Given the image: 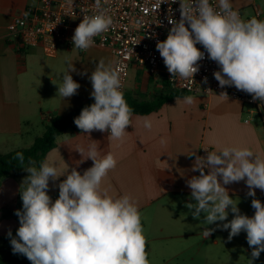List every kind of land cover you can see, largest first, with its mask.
Instances as JSON below:
<instances>
[{"label": "crops", "instance_id": "crops-1", "mask_svg": "<svg viewBox=\"0 0 264 264\" xmlns=\"http://www.w3.org/2000/svg\"><path fill=\"white\" fill-rule=\"evenodd\" d=\"M42 2L0 0V154L33 146L35 134L42 129L45 132V117L69 115L92 99L88 77L97 63L103 60L115 64L109 50L91 47L81 52L74 48L72 39L59 45L55 57L46 56L39 47L18 51L7 40L8 25L16 14L39 8ZM230 3L232 9L243 11L245 20L257 15L258 20H264V0H230ZM68 62L77 69L70 74L80 88L76 95L64 100L57 96V85L62 83ZM185 96L191 95L174 91L148 67L132 66L124 96L127 102H152L160 97H167L168 101L148 115L133 114L132 125L122 140L109 139V133L99 131L88 137L80 129L62 134L44 159L57 168L58 175H63L56 181L50 180L48 194L54 201L59 195L58 184L71 169L83 174L92 166L90 159L81 162L76 149H87L96 143L101 155L110 152L117 160L115 169L103 178L101 191L114 198L129 195L137 204L150 264H249L252 249L245 232L229 241L230 230L217 226L222 222L207 226L203 215L201 221L193 219L185 207L186 203L194 202L190 200L191 190L186 181L197 175L192 171L195 156L191 155L201 156L205 149L248 148L264 160V123L249 120L247 115L253 114V110L238 101L198 95L192 96V105H187L183 102ZM145 118L152 122L150 130L143 126ZM28 175L21 172L9 176L0 187V238H7L9 231L20 226L14 216L5 215L16 209L9 206L15 198L16 210H22L20 189ZM225 187L238 202L241 214L253 216V197L247 196L245 182ZM263 196L264 192L256 189L255 198ZM232 218L229 212L228 221ZM205 227L215 229L208 238L202 235ZM252 264H264V252Z\"/></svg>", "mask_w": 264, "mask_h": 264}, {"label": "clouds", "instance_id": "clouds-1", "mask_svg": "<svg viewBox=\"0 0 264 264\" xmlns=\"http://www.w3.org/2000/svg\"><path fill=\"white\" fill-rule=\"evenodd\" d=\"M218 5L219 10L209 0H191V4L180 0V19L169 20L172 27L164 41H157L156 49L172 78L193 81L205 58V52L196 47L202 45L208 59L219 66L213 75L221 88L235 86L264 104V20H243L230 0H218ZM95 8L96 13L83 15L74 30L75 49L93 47L94 38L113 25L101 0H95ZM76 71L68 62L62 83L53 82L58 86L57 96L65 100L77 94L80 84L70 74ZM88 78L94 103L81 110L74 124L88 137L99 131L109 133V139L122 140L132 125L133 109L121 90L119 70L101 60ZM219 96L228 98L226 92ZM183 102L192 105L194 98L185 96ZM143 126L150 130L153 125L145 118ZM76 150L81 162L90 159L93 164L83 174L71 169L58 184L59 195L54 201L48 192L50 180L63 176L57 168L47 160L37 168L31 159L24 167L29 175L20 189L22 210L15 213L20 226L16 237L8 232L13 254L25 256L31 264H150L137 204L129 195L114 198L101 191L103 178L117 165L116 158L110 152L101 155L96 143ZM191 156H195L192 171L199 175L186 181L194 202L185 207L193 219L201 221L203 215L207 226L222 222L217 226L230 230L229 241L245 232L252 264L264 252V204L255 198L256 189L264 192V160L248 148L237 147ZM14 159L24 164L23 153H16ZM241 181L248 188L247 196L253 197L251 217L241 214L238 202L225 187ZM229 212L233 214L230 221ZM214 230L205 227L202 235L208 238Z\"/></svg>", "mask_w": 264, "mask_h": 264}, {"label": "built area", "instance_id": "built-area-1", "mask_svg": "<svg viewBox=\"0 0 264 264\" xmlns=\"http://www.w3.org/2000/svg\"><path fill=\"white\" fill-rule=\"evenodd\" d=\"M184 2L191 4V0ZM209 2L219 10L218 0ZM101 5L112 17L113 25L109 31L94 38L93 47L109 50L114 55V67L120 72L124 96L130 68L134 65L148 67L152 74L164 78L176 92L207 97H221L219 95L226 92L227 99L251 107L253 112L256 111L263 119L262 122L264 121V104L259 100L254 101L250 94L237 90L235 86H219L213 75L219 70V66L208 59L202 45H196L205 52V58L199 62V71L194 80L171 77L156 49V43L167 38L172 27L169 20L180 19V0H101ZM233 10L245 20L243 11ZM96 11L95 0H43L39 8L16 14L12 18L8 25L7 40L15 45L18 51L39 47L46 56L55 57L59 45L71 40L82 16L93 15ZM75 21L78 23L74 24ZM50 118L45 117V120ZM207 151L209 150H203L201 156H206Z\"/></svg>", "mask_w": 264, "mask_h": 264}, {"label": "trees", "instance_id": "trees-1", "mask_svg": "<svg viewBox=\"0 0 264 264\" xmlns=\"http://www.w3.org/2000/svg\"><path fill=\"white\" fill-rule=\"evenodd\" d=\"M167 101V97H160L152 102L130 101L127 103L133 109V114L148 115L159 109ZM92 103H94L93 98L69 115L55 116L51 117L48 120H45V132L43 136L37 139L33 146H31L30 148H22L8 154H0V187L7 177L11 176L12 174H18L22 172V169L28 165L29 159L34 160L36 162V167L39 168L46 155L53 148H55L57 140L62 134H64L68 130H79L74 124V118L79 116L81 110L84 107L90 106ZM16 153H23L25 157L23 165H20L19 162L14 159ZM259 200L262 204H264V196L260 197ZM11 214V211L7 212V215H5V217L11 216ZM148 250L149 248L146 244L147 253ZM0 264H31V262L25 256L21 254H13L12 250H6L4 246L0 245Z\"/></svg>", "mask_w": 264, "mask_h": 264}, {"label": "rangeland", "instance_id": "rangeland-1", "mask_svg": "<svg viewBox=\"0 0 264 264\" xmlns=\"http://www.w3.org/2000/svg\"><path fill=\"white\" fill-rule=\"evenodd\" d=\"M247 109H248V110H252L251 107H247ZM247 118H248L249 120L253 119L256 123L262 124V119H261V117L258 115V113H257L256 111H254L253 114L247 115ZM43 134H44V129H42L41 132L36 133L35 136H34V139H33L34 141H33V142H35L38 138L42 137ZM31 144H33V143H31ZM20 173H21V172H20ZM25 173H26V175H27V172H26L25 169L23 168V169H22V175L25 174ZM18 174H19V173H18ZM14 176H16V174H12V175H11V177H14ZM26 177H27V176H26ZM13 192H14V191H13ZM8 197H11V195H8ZM16 201H17V198H15L14 201L11 200L10 203H9V206H12V207L15 206L16 209H17V208H18V205H17ZM12 207H11V209L13 210ZM16 209H15V210H16ZM15 210L12 211L13 213H12L11 216H14V217H15L14 219H17L18 222H19V218H18V216L15 214L17 210H16V211H15ZM9 228H10V227H8L6 230H9ZM17 229H18V228H17ZM17 229L11 231V233H12V237H16ZM12 237H9V236H8L7 238H5V237L0 238V243L4 246V248H5L6 250H12V247H11V244H10V239H11ZM1 244H0V245H1ZM151 264H152V263H151Z\"/></svg>", "mask_w": 264, "mask_h": 264}]
</instances>
